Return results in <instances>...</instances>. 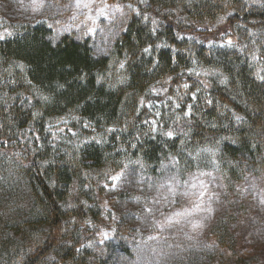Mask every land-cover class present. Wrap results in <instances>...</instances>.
I'll use <instances>...</instances> for the list:
<instances>
[{"label":"trees","instance_id":"16d2710c","mask_svg":"<svg viewBox=\"0 0 264 264\" xmlns=\"http://www.w3.org/2000/svg\"><path fill=\"white\" fill-rule=\"evenodd\" d=\"M109 1L129 8L101 55L75 31L0 17V264L130 258L128 206L167 169H212L232 196L264 177V0ZM165 88L179 105L153 130L144 105ZM121 173L136 183L116 190ZM234 214L210 230L225 250Z\"/></svg>","mask_w":264,"mask_h":264},{"label":"rangeland","instance_id":"374dc122","mask_svg":"<svg viewBox=\"0 0 264 264\" xmlns=\"http://www.w3.org/2000/svg\"><path fill=\"white\" fill-rule=\"evenodd\" d=\"M42 4L39 10H35L34 0H0V17L44 22L53 30V37L75 31L79 37L89 38L94 52L100 55L108 50L124 28L129 8L127 4H115L109 0H42ZM218 46L228 44L221 40ZM160 94L159 99L150 98L144 105L151 113L148 124L153 130L161 126L162 116L179 105L166 88ZM116 177H119L114 184L116 190L131 188L130 182L136 183L130 179L131 173ZM146 186L143 193H137L141 201L128 206L131 220L139 226L132 233L136 235V241L131 257H121L113 261L115 264H235L237 260L264 264V177L247 175L238 184L235 196L227 191L212 169L183 178L167 169L157 185ZM201 192L204 193L202 196ZM231 205H235L231 210L237 214L231 219L232 223L227 218L225 226L235 245L225 250L214 243L210 230L221 216L231 211L226 210ZM146 206L149 209L146 210ZM106 207L113 212L109 204ZM104 222L100 243L110 241L117 228L115 215Z\"/></svg>","mask_w":264,"mask_h":264},{"label":"snow or ice","instance_id":"6c2138e0","mask_svg":"<svg viewBox=\"0 0 264 264\" xmlns=\"http://www.w3.org/2000/svg\"><path fill=\"white\" fill-rule=\"evenodd\" d=\"M34 2H36V9L35 10H39V8L43 6L42 0H34ZM77 6L80 7L81 4L78 3ZM82 6L86 8V7H88V4H83ZM9 35H10V33H9ZM0 38H2V36H0ZM229 43H231V42L229 41ZM121 67H123V65H121ZM261 79H264V77H261ZM185 87H187V85H185ZM167 135L172 136V132H168ZM118 178L119 177H112L113 180H116ZM203 194H204L203 192L200 193L201 196ZM178 215H181V214H178ZM194 227H196V225H194Z\"/></svg>","mask_w":264,"mask_h":264}]
</instances>
